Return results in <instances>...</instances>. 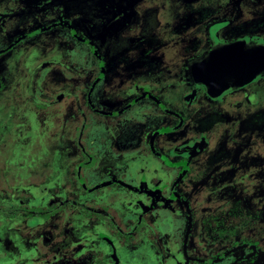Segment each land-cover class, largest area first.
<instances>
[{"label": "flooded vegetation", "instance_id": "obj_1", "mask_svg": "<svg viewBox=\"0 0 264 264\" xmlns=\"http://www.w3.org/2000/svg\"><path fill=\"white\" fill-rule=\"evenodd\" d=\"M0 9L8 10L0 21L6 24L0 45L25 44L39 31L37 45L45 52L83 44L88 66L83 88L87 219L61 220L52 213L54 203H5L2 216L10 219L19 209L28 216L6 225L0 264H141L121 253L124 241L116 238L129 237L109 209L116 208L115 198L128 197L121 202H133L140 212L129 222L141 229L153 217V207L143 214L142 206L168 195L186 208L183 255L189 264H264V232L245 230L258 216L257 199L264 204V72L225 88L202 81L211 75L205 62L211 53L234 44L264 45V0H0ZM7 17L15 19L8 23ZM14 25L21 26L16 34L8 30ZM32 54L27 58L36 57ZM55 57L38 70L42 97L50 92L44 79L57 73ZM65 67L73 73L72 64ZM73 111L76 117L77 105L67 114ZM59 135L54 130L48 144ZM42 144L39 139L31 145L29 156L39 151L38 159L50 158ZM66 150L64 155L78 151L71 145ZM31 174L34 182L44 171ZM15 180L4 184L13 188ZM211 184L216 208L208 220L214 230L207 232L205 221L202 226V234L215 238L208 244L193 231L187 196ZM43 187L23 189L21 195L37 198ZM259 214L264 218V211ZM132 247L141 249L138 242Z\"/></svg>", "mask_w": 264, "mask_h": 264}, {"label": "rangeland", "instance_id": "obj_2", "mask_svg": "<svg viewBox=\"0 0 264 264\" xmlns=\"http://www.w3.org/2000/svg\"><path fill=\"white\" fill-rule=\"evenodd\" d=\"M17 7H20V4ZM7 11L0 9V21L4 20L2 18ZM14 19L7 17L6 21L9 23ZM23 19L24 17L20 14L18 20L21 22ZM3 23L0 22V35L2 36H4L6 29V24ZM20 27L14 25L8 30L16 34L15 31L19 30ZM31 32H34L33 28ZM37 33L39 31L32 34V39H29V46V42L26 41L25 44H22L23 40L8 48H5L8 43L0 45V156L7 150L4 161L0 157V206L5 203L19 204V202H24L23 205L25 206L33 204L47 206L54 203L56 205V209L52 211L54 215L60 214L61 220H68L77 224L86 218V210L83 206L86 205L87 200L85 154L88 131L85 123L83 88L87 82L88 66L85 46L80 43L69 49L62 44L61 47L54 49L56 52L53 49H48L45 52V46L37 45V38L35 37ZM1 38L4 41L9 39V37ZM14 46H17L19 51L14 50L12 53L11 50L14 49ZM32 53H36V57L27 58L33 56ZM53 57L59 58L56 67L57 73L53 74L54 76L48 75L44 79L50 92H48V97L46 95L42 97V92L45 91L42 87L41 75L39 79L40 72L38 70L45 59ZM26 61L28 62L26 63ZM70 64L73 65V73H70V70L65 67ZM42 69L41 66L40 71ZM60 93L63 94L61 97L58 95ZM43 99L47 101L40 106L38 102H42ZM72 102L76 104L72 105ZM76 105L78 115L75 117L74 111L67 114L69 109ZM54 130L60 134L59 140L57 141L55 138V144L52 142L48 144V136ZM28 134L30 136L26 138ZM39 139L44 144L45 153L51 155L50 158L38 159L42 153L39 151L35 153L34 157L29 156L30 146H36ZM70 145L77 147L78 151L64 155L63 151H68L66 149H69ZM35 148H39V146ZM35 169L43 170L44 176L37 178L34 182H29V177L31 178L33 175L31 171ZM10 177L16 179L12 183L13 188L4 184ZM252 177L256 179V175L252 174ZM44 185L43 192H40L41 194L37 198L29 199L32 197L31 194L28 196L21 195L24 193L23 189L29 187V189L32 187L37 189ZM212 185H206V188L203 189L197 187L190 191L187 196L191 213L194 216L193 231L200 233L201 238L208 244L213 243L215 238L212 233L202 234V226L205 221L207 232L214 230L212 221L208 220L214 217L216 208ZM27 192L29 191L27 190ZM161 193L165 194L163 191ZM184 194L186 196V193ZM21 198L27 200L22 201ZM141 198L144 199L143 196ZM203 198H205V203L201 202ZM254 198H258V196H254ZM122 199L127 200L128 197L115 198L114 202L117 206L116 208L111 206L109 214L113 215L115 222L127 231L126 236L129 238L124 240L123 238H116V242L124 241L123 246H120V251L126 255V258L132 254V257L141 259V264H189L183 255L184 232L187 230L188 219L186 208L181 201L168 195L165 201L159 200L157 204L142 206L140 210L143 211V214L152 206L153 217L150 222L139 229L135 227V224L129 222L140 215L139 207L133 202H121ZM255 210L258 211V216L253 224L245 230L258 231L257 234L260 235L264 232V218L259 214L264 211L262 199H257ZM22 212L23 210L19 209L15 213L16 215L13 214V218L10 219H8V215L2 216L0 214V226H2L0 227V237H6L5 231L8 225L11 226V221L13 223L23 222V219L28 215ZM110 219L113 220L112 217ZM49 221L46 220V226L50 224ZM113 225H115L114 222ZM116 232H118L117 229ZM133 242L140 243L141 249L133 252ZM13 247L11 251L15 252ZM206 256L208 259L213 258V255L207 254ZM208 261L210 262V260Z\"/></svg>", "mask_w": 264, "mask_h": 264}, {"label": "water", "instance_id": "obj_3", "mask_svg": "<svg viewBox=\"0 0 264 264\" xmlns=\"http://www.w3.org/2000/svg\"><path fill=\"white\" fill-rule=\"evenodd\" d=\"M237 46L229 45L211 53L210 59L205 61L211 75H204L202 81L213 87L217 85L225 88L231 83H243L264 72V45L241 46L240 49Z\"/></svg>", "mask_w": 264, "mask_h": 264}]
</instances>
